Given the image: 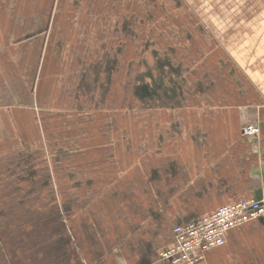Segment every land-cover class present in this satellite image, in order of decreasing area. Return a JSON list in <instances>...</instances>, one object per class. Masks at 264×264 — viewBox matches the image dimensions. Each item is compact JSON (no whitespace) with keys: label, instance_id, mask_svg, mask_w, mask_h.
I'll use <instances>...</instances> for the list:
<instances>
[{"label":"crops","instance_id":"obj_1","mask_svg":"<svg viewBox=\"0 0 264 264\" xmlns=\"http://www.w3.org/2000/svg\"><path fill=\"white\" fill-rule=\"evenodd\" d=\"M3 192L0 264H169L175 225L261 198L264 0H0ZM207 259L264 264V218Z\"/></svg>","mask_w":264,"mask_h":264},{"label":"built area","instance_id":"obj_2","mask_svg":"<svg viewBox=\"0 0 264 264\" xmlns=\"http://www.w3.org/2000/svg\"><path fill=\"white\" fill-rule=\"evenodd\" d=\"M259 131L255 124L244 127V134ZM264 218V193L259 199H239L216 208L196 220L173 227V241L161 252L169 264H208V252L224 245L227 233L238 226Z\"/></svg>","mask_w":264,"mask_h":264},{"label":"rangeland","instance_id":"obj_3","mask_svg":"<svg viewBox=\"0 0 264 264\" xmlns=\"http://www.w3.org/2000/svg\"><path fill=\"white\" fill-rule=\"evenodd\" d=\"M179 1V0H178ZM170 6V5H169ZM8 194L9 193H7V192H3V193H0V195H2V196H4L3 198H2V200H5V198H7V196H8ZM22 195H23V197H24V199H25V193H22ZM24 199H23V204H17V207H11V208H9V207H3L2 206V212H1V215H5V217L3 218V219H5L6 221L8 220H10V218H11V222H13L14 221V219L15 218H13V216L14 217H16L17 216V221H18V225L17 224H13L15 227L16 226H18V230H19V232H21V231H28V230H31L32 229V226L33 225H28V226H30L29 227V229L28 228H26V225H19V219H20V217H23V216H26V215H28L27 214V212H26V208L23 206L24 205ZM6 204H9V201L6 203ZM22 206V207H21ZM22 211H23V213H22ZM22 213V214H21ZM40 214H42V212H40V211H38V210H35V213H34V216L35 215H40ZM9 221V222H10ZM9 222L8 223H5V224H7V226H8V224H9Z\"/></svg>","mask_w":264,"mask_h":264}]
</instances>
